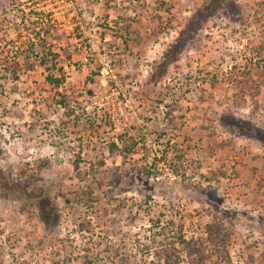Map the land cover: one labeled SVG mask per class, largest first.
Here are the masks:
<instances>
[{"label": "rangeland", "instance_id": "374dc122", "mask_svg": "<svg viewBox=\"0 0 264 264\" xmlns=\"http://www.w3.org/2000/svg\"><path fill=\"white\" fill-rule=\"evenodd\" d=\"M0 264H264V0H0Z\"/></svg>", "mask_w": 264, "mask_h": 264}, {"label": "trees", "instance_id": "16d2710c", "mask_svg": "<svg viewBox=\"0 0 264 264\" xmlns=\"http://www.w3.org/2000/svg\"><path fill=\"white\" fill-rule=\"evenodd\" d=\"M204 16L205 15H203L202 12H199L198 14L192 16V18L190 19V22H189V24H191V25L188 28L190 32H195V31H197L201 27V23H202L203 19H205ZM188 29L185 32H189ZM183 35H184V32H183ZM180 39L183 40L184 38L181 37ZM52 57L54 58L55 57V54H52ZM162 61L165 64H168L169 63V59H168L167 56H163L162 57ZM53 67H55V64L54 63H53ZM47 79H48V81L50 83H56V84H58V80H56V79L54 80L51 77H49ZM239 129H240L241 132H245V128L244 127L239 126Z\"/></svg>", "mask_w": 264, "mask_h": 264}]
</instances>
